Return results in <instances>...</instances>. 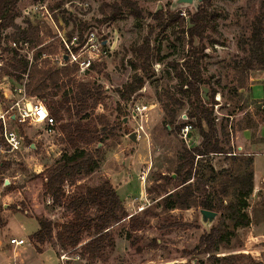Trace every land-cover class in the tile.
<instances>
[{"label":"rangeland","instance_id":"374dc122","mask_svg":"<svg viewBox=\"0 0 264 264\" xmlns=\"http://www.w3.org/2000/svg\"><path fill=\"white\" fill-rule=\"evenodd\" d=\"M204 1L19 0L16 23L21 29H26L29 23L36 25L44 22L52 30L50 37L40 33L44 46L48 47L47 51L53 52L50 66L55 65L56 56L64 51V40L68 44L69 41L76 43L73 46L70 44V47H83L90 33H94L99 42L106 43L102 55L92 64L93 68L82 72L78 69L71 75L78 83L91 82L104 89L102 104L95 110H88L87 114L91 115L89 119L99 129L111 132L109 138L98 145L102 150L100 168L92 175L82 177L79 185L95 187L109 179L125 209L134 199V205L146 207L148 215L144 211L136 216L145 218L149 223L141 231L132 232L130 239L126 237L130 233L129 222L112 230L115 247L107 250L100 261L76 260L75 252L68 251L65 254L73 259L62 263L58 258L61 251L56 239L41 246L42 252H39L30 238L39 229L35 218L45 217L59 225L71 218L62 206L53 205L50 198L45 196L44 181L39 175L52 167L63 153L72 149L63 141L59 123L54 134H48L43 124H11L13 129L21 132L24 144L18 152L6 155V158L0 156L1 160L9 164V168L0 175L1 181H4L0 185V216L8 222L7 233L30 240L27 246L10 247L11 252L20 255L19 261L25 259L27 262H36L43 259L46 264H74V261L79 264H186L193 260L194 264H210L207 255L192 254L193 250L212 227H219L225 222L231 228L232 222L226 219V211L221 210L217 212V218L211 226L203 224L200 201L209 192L218 194L223 185L241 171L240 167L248 169L246 164L241 163V157L248 158L255 151H264V70L255 68L247 71L246 88H237V72L244 69V60L249 56L248 42L257 18L262 19L264 27V0L205 2L207 18L203 43L206 51L201 92L204 100L210 102L211 89L216 91L217 104L213 111L218 139L225 149L237 156L211 155L209 159H203L200 168L206 175L204 181L207 184L200 187L191 199L192 207L165 211L160 198L153 201L150 197L157 198L155 191L158 185L164 187L160 192L164 194L177 184L166 186L159 180V175L174 172L179 153L184 147L193 149L202 142L199 131L191 126L195 122L188 117L192 108L191 98L186 87L181 88L183 81L178 74L191 51L184 30L191 27L190 17ZM115 4L122 6L121 14L116 18L111 17V14L106 16L103 9L107 11V6ZM131 5H135L134 9ZM159 11L167 15L162 26L154 19ZM176 17L183 18L184 23ZM13 33V29L4 32L3 47H7ZM146 41H150L153 50L148 76L139 70L140 62L135 56V50ZM22 45L20 56L33 57L34 50L29 45ZM195 45H199L198 39ZM0 56L4 59L10 57L3 51H0ZM136 75L145 77V85L125 102L120 92ZM27 81L26 76L24 83ZM0 87L2 92L6 91L9 99H3V104L10 105L20 98L19 90L23 85L8 75L3 76L1 68ZM60 98V95L54 97L55 100ZM165 106L175 112L172 127L167 123ZM144 107L146 110H138ZM64 115L67 120L68 116ZM102 116L105 118L100 119ZM182 125L184 128L178 131ZM133 132L137 133V142L129 139ZM252 134L253 138H249ZM251 142L255 144L254 148L250 147ZM96 146L97 141L89 146L82 144L89 150H94ZM211 165L217 172L216 177L209 173ZM6 181L9 183L6 184ZM65 190L70 193L77 188L69 186ZM221 199L226 203L233 201L234 188H230L228 195H222ZM256 210L259 211L258 219L264 220V196H251L248 211L255 213ZM173 223L185 226L171 227ZM249 227L238 230L231 244L223 246L219 255H234L236 264H264V239H255L259 232H253ZM116 250L124 255L115 254ZM33 253L43 255L35 260L31 259Z\"/></svg>","mask_w":264,"mask_h":264},{"label":"trees","instance_id":"16d2710c","mask_svg":"<svg viewBox=\"0 0 264 264\" xmlns=\"http://www.w3.org/2000/svg\"><path fill=\"white\" fill-rule=\"evenodd\" d=\"M18 2L19 0H0V51L10 55L7 59L0 56L3 62L2 75L12 77L16 82L25 86L29 96L37 97L43 101L49 113L60 124L63 141L72 149V151L63 153L52 167L39 175L44 181L45 196L50 198L53 205L62 206L71 215V218L66 223L59 225L51 219L36 217L39 229L31 236V240L37 245L39 252H42L41 246L56 239L61 255L73 251L84 261H100L107 250L115 247L113 228L128 217L123 202L109 179L95 187L79 185L82 177H88L100 168L102 150L98 145L104 143L111 134L107 129H99L97 125H94L89 119L91 115L87 114L88 110H95L102 104L105 91L95 83L76 82L71 75L78 70V66L60 69L57 65L50 66L49 58L43 59V55L48 52V47L44 46L45 42L40 37V33L43 32L45 36L50 37L52 30L44 22L36 25L29 23L26 29H21L16 23L19 17ZM205 2L206 0L190 17L191 27L184 30L189 38L191 51L178 74L183 81L181 88L186 87L191 98L192 108L188 117L195 120L191 126L199 131L202 142L193 149L184 147L179 153L174 172L168 175H159V180L166 186L177 184L164 194L160 193L164 187L158 185L155 191L158 194L157 198L150 197L153 201L160 198L165 211L187 210L192 207L191 199L200 190V187L207 184L204 181L206 175L200 168V162L203 159H209L211 155L237 156L225 149L218 139V128L213 111L217 104L215 101L216 91L211 89L210 102L204 100L201 92L205 70L203 58L206 51L203 43L207 18ZM123 4L128 6L127 3ZM134 6L130 7L134 9ZM121 11L122 6L118 4L107 6V11L103 9L106 16L111 14L110 16L114 18L118 17ZM166 18L167 15L163 11H159L154 16L155 22H158L159 26L163 25ZM176 18L181 19L184 23L183 18ZM9 29H13L15 33L10 35L7 47H3L4 32ZM197 39L199 45H195ZM80 40H82V35ZM21 43L29 45L34 50L33 62L20 56L19 51L13 48L14 46L10 47ZM150 44V41H146L142 47L135 50V56L140 62L139 70L145 76L149 75L152 66L153 50ZM248 45L250 50L249 56L244 60V69L237 72V88L239 89H244L247 86V71L255 68L264 70V27L260 18H257L253 25ZM52 54L53 52H48L49 56ZM26 76L28 81L24 83ZM144 85L145 77L136 75L130 84L125 85L120 92V97L123 101L128 102L133 94L142 90ZM59 95L61 98L55 100L54 97ZM164 110L167 114V123L172 127L175 123V112L169 111L168 106H165ZM64 113L68 116L67 120L64 119ZM182 128L184 125L178 127V131ZM95 141H97V146L94 150L82 147V144L89 146ZM241 158V163L246 164L248 169L243 170L240 167L241 171L228 184L223 185V189L218 194L215 192L205 194L199 204V207L204 210L226 211V219L232 222L231 228L225 222L219 227H212L201 237L198 246L193 250L192 254L207 255L210 264H236L237 258L234 255H219L221 248L231 244L232 239L237 236L238 230L252 224L248 210L254 190L253 156ZM8 168L9 164L0 158V175ZM208 170L211 176H217L212 165ZM3 183L4 181L0 179V185ZM69 186L76 187L77 190L67 193L65 188ZM230 188H234V199L226 203L221 199V196H227ZM147 192L150 194V191ZM0 211H2V205H0ZM147 213L148 211L146 215H148ZM6 225L7 221L0 216V226ZM128 225L130 233L126 237L130 239L132 232L141 231L149 223L145 218L133 216L129 219ZM170 226L183 227L185 225L173 223ZM85 236L87 238H84ZM138 250L140 249L138 248ZM186 264L194 263L193 260H190Z\"/></svg>","mask_w":264,"mask_h":264},{"label":"built area","instance_id":"2783aa9c","mask_svg":"<svg viewBox=\"0 0 264 264\" xmlns=\"http://www.w3.org/2000/svg\"><path fill=\"white\" fill-rule=\"evenodd\" d=\"M47 14L51 18L48 12ZM52 20L53 19H51V21ZM64 43L66 47H64V51L60 55L56 56L55 65H57L58 68L78 66V69L81 72L91 69L96 58H99L100 55H102L106 44L105 42H99L96 34L94 33H90L83 47H70V44L71 46L76 45L75 42H70V44H68L64 40ZM13 46V48L21 51V46L23 45L14 44ZM24 46L28 45L25 44ZM43 58H49L53 60L52 57H48L47 55H43ZM27 59L33 62V57ZM2 63L3 62L1 61L0 72L1 68L3 67ZM5 78L6 77L3 79L5 80ZM2 91L3 89L0 87V156L6 158V155L16 153L23 147L24 138L21 132L17 129H13L11 124L23 125L28 122L43 124L48 134L55 133V127L57 126L56 119L49 113L41 99L37 97H31L27 94L24 85L23 88L19 90L20 98L14 102H11L10 105L3 104L4 100L9 99L6 91ZM138 110L144 111L146 110V107L143 109L138 108ZM138 132L139 131H137V133ZM145 179L146 178L144 177L143 180ZM133 202H136V199L131 201V203L126 207V211L128 213V217L126 219H130L131 217L136 216L146 210V207L143 205L136 206L133 204ZM9 242L10 245L15 248L24 247L29 244V241L25 239H11ZM60 259L63 262H67L71 261L73 258L68 257L67 254L63 253L60 256ZM76 260H80L79 255L76 256Z\"/></svg>","mask_w":264,"mask_h":264},{"label":"crops","instance_id":"0c3cea01","mask_svg":"<svg viewBox=\"0 0 264 264\" xmlns=\"http://www.w3.org/2000/svg\"><path fill=\"white\" fill-rule=\"evenodd\" d=\"M249 129L247 128L246 131H248ZM253 138V134L249 136V138ZM263 140H264V132H263V136H262ZM264 143V141H262ZM255 144L253 142H251L250 147L254 148ZM253 152V151H252ZM251 156H253V183H254V190H253V194L252 197L253 198H260L261 196H264V151H255V153L253 152V154H251ZM113 184V183H112ZM124 204V203H123ZM258 210L253 212H250V214L252 215V224L249 227V229L251 231H255L257 230L259 233L256 235L255 239H259L262 240L264 239V232H262V230L264 231V220H259L258 219ZM126 222L129 221H123L121 224L116 225L114 229H116L119 225H122ZM8 223V222H7ZM7 226V225H6ZM6 226L1 227L0 226V264H46L43 259L40 261H36V262H27V260L22 259L21 261H19L20 259V255L17 252H11L10 247H13L12 245H10V240L11 239H17V237H19L18 239H25L27 241H30L29 238H24L22 236H12L10 235V232L7 233L6 232ZM31 238V237H30ZM122 241V240H121ZM119 244V243H118ZM57 256L58 254L55 253ZM115 254L118 255H124L123 252L116 250ZM43 254L42 253H33L31 255V259H35L37 257H41ZM59 260L60 256H58ZM36 260V259H35ZM62 263H65L63 261H61ZM74 264H79L77 263L78 261H74Z\"/></svg>","mask_w":264,"mask_h":264},{"label":"water","instance_id":"95a60500","mask_svg":"<svg viewBox=\"0 0 264 264\" xmlns=\"http://www.w3.org/2000/svg\"><path fill=\"white\" fill-rule=\"evenodd\" d=\"M181 1L184 3H193L194 0H181ZM66 59H67V57H66ZM129 139L133 142H137V133L133 132L132 134H130ZM174 177H175V175H174ZM8 183L9 182L6 181V184H8ZM200 215H201V220H202L203 224L211 226L214 223L215 219L217 218L218 213L214 212V211L201 209Z\"/></svg>","mask_w":264,"mask_h":264}]
</instances>
